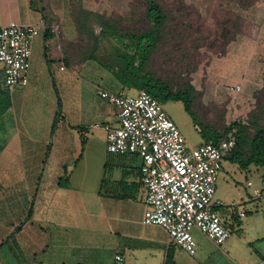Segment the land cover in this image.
Returning <instances> with one entry per match:
<instances>
[{"label":"crops","instance_id":"0c3cea01","mask_svg":"<svg viewBox=\"0 0 264 264\" xmlns=\"http://www.w3.org/2000/svg\"><path fill=\"white\" fill-rule=\"evenodd\" d=\"M181 1L204 11L210 7L224 11V3L245 13L264 8V0ZM132 2L0 0V22L40 27L26 87L8 89L0 64V264H264L259 250L233 255L232 236L218 246L193 229L198 249L190 256L162 227L145 225L147 189L141 158L109 153L104 129L94 128L119 121L118 109L100 97L101 89L132 96L139 90L124 88L99 63L77 64L73 54L81 26L115 25L113 17L126 19ZM260 18L262 23L264 17ZM245 19L238 15L226 22L242 25L247 24ZM53 24L60 26V37L50 32ZM244 31H237L238 39L233 40L236 44L245 39L239 46L244 61L225 60L221 77L228 80L226 72L237 70L241 80L234 87L240 84V90L232 91L240 93L247 85L240 99L248 100L252 89L264 88V83H244L254 74V48L247 46ZM106 37L113 39L109 33ZM76 69L87 70L98 83L81 82ZM239 168L232 164L229 177L223 168L216 192L223 206L216 210L233 231L242 236L246 232L249 244H262L264 220L250 215L253 208L247 199H231L221 190L222 183L232 184ZM231 206L246 212L238 225L230 219ZM248 230L254 233L249 235Z\"/></svg>","mask_w":264,"mask_h":264},{"label":"rangeland","instance_id":"374dc122","mask_svg":"<svg viewBox=\"0 0 264 264\" xmlns=\"http://www.w3.org/2000/svg\"><path fill=\"white\" fill-rule=\"evenodd\" d=\"M156 1L167 15V23L163 40L151 55L147 68L168 85L173 93L184 90L190 92L193 98L191 115L185 111L183 102L173 100L162 102L165 111L175 122L187 144L192 148L197 147L205 142V138L212 134L213 129L223 134L231 123L238 120L246 123L250 137H254L257 127L264 128V88L255 87L252 89L255 91L252 98L250 95L248 100L240 99L248 87L245 85L246 88L240 93L233 92L235 82L241 80L239 73L237 70H231L226 72L228 80L226 75L221 77L222 63L225 60L234 63L241 59L244 61V57L239 55V46L244 45L245 39L241 38L239 42L233 44L238 38L233 42H230V38L236 31H244L246 28L245 31H248L246 44L254 48V74L244 83H251L252 86L253 83H264V21L262 23L259 21H262L260 17H264V8L263 10L254 8L252 11L250 9L245 13L236 5L230 7L224 3L221 5L226 9L224 11L218 7H210L204 11L193 4H184L181 0ZM146 11L147 0H133L129 13L124 14L126 19H121L117 15L113 17L116 28L120 32L137 34L146 32L152 27L146 18ZM238 15L246 16L247 24L226 22L228 19L234 21ZM101 32L100 23L81 26L77 51L73 54L77 64L86 62L98 64L93 57L106 60L109 47L102 39ZM229 48L232 49L230 56L227 55ZM76 70L81 82L98 83L91 79L86 73L87 70ZM223 167V175L229 177L232 164L224 161ZM239 169L236 170V175H233L235 179L232 184L225 186L222 183L221 190L231 199L237 200L240 196L247 199V205L251 204L253 208L250 215H257L264 220V169L255 166H251L250 172L244 170L239 172ZM249 182L252 183L251 187L247 186ZM255 190L262 192L261 198L257 199L254 196ZM253 233V230H248L249 235ZM245 234L246 232L242 236L239 232L232 231L230 239L233 244L232 254L248 256L254 250L264 253V242L249 244L244 240Z\"/></svg>","mask_w":264,"mask_h":264},{"label":"built area","instance_id":"2783aa9c","mask_svg":"<svg viewBox=\"0 0 264 264\" xmlns=\"http://www.w3.org/2000/svg\"><path fill=\"white\" fill-rule=\"evenodd\" d=\"M50 32L61 36L58 24L51 25ZM39 34V26L0 22V64L8 89L29 84L33 44ZM99 95L118 109L117 125L94 126L104 129L108 152L136 154L142 160L141 177L147 189L143 223L162 227L190 256L198 249L193 229L218 246L224 245L233 230L216 210L223 206L216 192L224 158L235 145L233 137L192 148L163 104L149 92L140 90L132 96L101 89ZM254 196L261 198L262 192L255 190ZM230 211V219L237 225L246 215L236 206ZM116 260L122 262L123 257L117 255Z\"/></svg>","mask_w":264,"mask_h":264},{"label":"trees","instance_id":"16d2710c","mask_svg":"<svg viewBox=\"0 0 264 264\" xmlns=\"http://www.w3.org/2000/svg\"><path fill=\"white\" fill-rule=\"evenodd\" d=\"M146 18L152 27L139 34L120 32L115 25L101 24V37L111 50L106 60L99 57L92 59L98 61L124 88L145 90L161 103L166 100L183 102L185 111L191 115L193 98L190 92L184 90L173 93L168 85L147 68L151 55L163 40L167 23V15L156 0H147ZM108 33L113 36V41L106 37ZM236 34L237 31L232 34L230 42L236 38ZM245 124L240 120L234 121L223 134L213 129L212 134L205 138V142L218 143L233 137L235 145L224 160L239 165L244 171L251 166L264 169V128L257 127L256 135L250 137L248 126Z\"/></svg>","mask_w":264,"mask_h":264}]
</instances>
